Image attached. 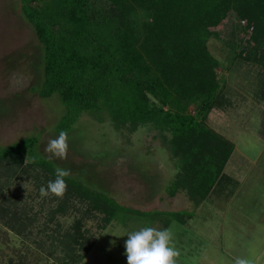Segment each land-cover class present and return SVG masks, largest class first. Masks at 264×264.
<instances>
[{
  "label": "trees",
  "instance_id": "1",
  "mask_svg": "<svg viewBox=\"0 0 264 264\" xmlns=\"http://www.w3.org/2000/svg\"><path fill=\"white\" fill-rule=\"evenodd\" d=\"M20 5L43 50L39 94L56 95L64 105L56 131H70L84 113L99 120L107 116L117 130L134 132L149 125L178 162V178L169 194L175 196L183 188L195 205L203 202L235 151L234 143L207 124L212 110L228 102L227 78L219 77L220 60L209 41H225L223 32L229 31L227 23L234 17L239 22L227 40L234 60L264 70V0H20ZM260 92L264 95V85ZM56 168L40 153L37 135L0 145V220L29 240L42 210H48L41 229L45 232L51 223L59 228L70 203L81 199L86 203L82 215L64 234L52 230L37 241L42 248L49 241L51 255L55 247L64 248L67 257L55 264H82L93 246L84 218L102 212L106 226L119 220L126 206L72 175L65 177L63 195H49L50 206L42 203L38 213L6 190L11 177H32L37 169L47 183L55 180ZM193 214L175 212L165 226L173 219L184 223ZM36 234L42 236V231Z\"/></svg>",
  "mask_w": 264,
  "mask_h": 264
},
{
  "label": "rangeland",
  "instance_id": "2",
  "mask_svg": "<svg viewBox=\"0 0 264 264\" xmlns=\"http://www.w3.org/2000/svg\"><path fill=\"white\" fill-rule=\"evenodd\" d=\"M238 22L231 17L227 23L231 25L229 31L223 32L225 41H209V49L220 60L219 77L227 78L228 102H223L225 108L212 110L207 124L235 145L225 165L231 180L217 181L207 198L195 205L186 189L180 188L175 196L169 194L168 188L178 178V162L159 131L149 125L134 132L117 130L107 116L99 120L84 113L67 132L66 157L45 151L47 142L59 134L55 127L64 105L56 95L43 98L39 94L43 50L33 26L21 11L20 0H0V145L37 135L40 153L57 167L68 169L69 175L115 196L126 206L120 219L106 226L102 212L94 211L95 216L84 218V228L93 236V246L82 264H127L128 237L112 233L123 234L145 226L167 228V216L187 211L194 214L184 223L173 219L169 226L179 252L177 264H235L238 257L264 264V95L260 92L264 70L257 71L255 64L234 60L227 40L232 26ZM240 34L238 28L234 35L238 39ZM190 110L194 111L193 105ZM31 174L32 177H11L6 190L17 194L15 200L22 205L31 204L33 213H38L42 203L50 206L48 197L53 193L41 195L40 189L47 183L41 169ZM80 200L70 203L68 212L59 219V228L51 223L45 232L60 230L64 234L82 215L80 210L86 203ZM136 210L147 215L141 216ZM47 211L45 208L38 214L29 240L16 235L0 220V264H55L67 257L62 246H54L55 255H51L49 241L46 248L38 244L37 240L45 238L41 229ZM38 229L42 236L36 234Z\"/></svg>",
  "mask_w": 264,
  "mask_h": 264
},
{
  "label": "clouds",
  "instance_id": "3",
  "mask_svg": "<svg viewBox=\"0 0 264 264\" xmlns=\"http://www.w3.org/2000/svg\"><path fill=\"white\" fill-rule=\"evenodd\" d=\"M68 134L61 130L59 134L47 142L45 151L55 157L64 158L68 151ZM69 170L61 167L55 169V180H49L47 187L42 186L41 195L49 192L61 196L66 190L65 177ZM115 236L127 235L125 241V255L127 264H177L178 250L173 244L171 228L141 227L138 230L126 231L123 234L112 233ZM116 241H112L115 244ZM235 264H253L249 258L238 257Z\"/></svg>",
  "mask_w": 264,
  "mask_h": 264
},
{
  "label": "crops",
  "instance_id": "4",
  "mask_svg": "<svg viewBox=\"0 0 264 264\" xmlns=\"http://www.w3.org/2000/svg\"><path fill=\"white\" fill-rule=\"evenodd\" d=\"M241 155H243V154L241 153ZM243 157H244V155H243ZM243 157H241V158L243 159ZM241 158H240V159H241ZM247 159H248V158H247ZM248 160H249V159H248ZM249 161H251V160H249ZM251 162H252V161H251ZM226 174H227V173H226V168H225V174H224V175H223L218 181H222V180H224V179H228V180H226V181L231 180L230 175H226ZM223 177H224V178H223ZM234 178H235V177H234ZM234 178H233V179H234ZM233 179H232V180H233ZM215 186H216V185H214V187L212 188L211 191H213V190L215 189ZM230 189H231V188H230ZM211 191H210V193H211ZM221 191H222V190H221ZM210 193H209V194H210ZM209 194H208V195H209Z\"/></svg>",
  "mask_w": 264,
  "mask_h": 264
}]
</instances>
